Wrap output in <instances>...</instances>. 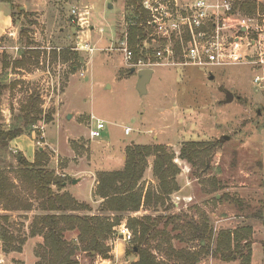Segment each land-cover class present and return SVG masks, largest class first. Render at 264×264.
Listing matches in <instances>:
<instances>
[{
	"label": "rangeland",
	"instance_id": "1",
	"mask_svg": "<svg viewBox=\"0 0 264 264\" xmlns=\"http://www.w3.org/2000/svg\"><path fill=\"white\" fill-rule=\"evenodd\" d=\"M62 1L52 0V4L61 8L60 25L50 24V20L49 25H41L36 14L15 9V35L7 36L0 44V126L6 129L18 126L22 107L31 98L39 99L44 119L52 118L49 123L44 119L38 122V128L30 130L31 135L13 140V149L10 145V151L2 158L12 166L6 172L17 186L14 192L23 201L32 202L33 209L6 211L0 206V218H9L0 225L15 238L12 245L27 240L23 252L18 253L10 251V246L0 239V264H36V251L44 241L40 236L30 237L34 218L45 213L40 211L35 196L16 181L18 153L30 162L39 148L49 158L48 169L54 170L56 175H59L57 168L68 166L75 168L74 176L77 166L85 163L97 172L98 177L99 173L118 168L116 171H120L125 167L126 161L120 166L118 156L115 159L109 157L110 146L112 154L117 155L125 146L126 154L133 144L165 148L180 170L176 176L179 191L169 198L165 207L142 208L137 213L125 214L121 224H128L129 218L144 216L180 215L199 222L208 218L214 233L212 250L216 248L221 231L251 227L253 233L257 232L259 243L253 244L252 235L250 264H264V246L261 244L264 242V88L253 83L255 76L264 74L263 71H255L250 66H230L213 69L210 73L209 69L181 65L182 60L177 56L176 65L135 68L136 72L131 73L133 67L128 65L117 47L125 29L123 19L133 13L127 1L71 0L66 6ZM232 1L236 8L237 0ZM253 1L264 6V0ZM80 5L94 6L89 10L91 15L86 26L89 32L83 33L73 23L66 22V18L72 16V6L80 9ZM236 10L243 16L259 19L264 25L263 12L248 16ZM60 27H63L62 31ZM72 28L77 31L73 32ZM24 29L26 35H21ZM87 42L93 46V52L78 49L80 44ZM66 50L72 52V58L63 63L59 55ZM23 57L27 58L26 64L16 67ZM145 69H152L154 75L148 93L140 95L138 72ZM211 76H214L212 80ZM227 91L234 95L230 104L225 103ZM91 116L106 124L98 140L89 137ZM126 127L132 129L128 136L125 135ZM217 142L219 145L210 153L206 169L200 170L181 159L182 148L189 144ZM155 159L154 156L147 160L148 169L142 183L146 191L159 186L153 174ZM69 178L71 184L74 177ZM72 191L80 199H90L87 182L82 183L79 190ZM91 208L92 212L80 214H100V203L92 204ZM162 228L163 224L159 226ZM168 230L173 237L181 234L180 231L173 232L172 227ZM66 238L75 241L76 234L69 233ZM115 242L114 234L107 242L111 249L107 260L94 252V257H90L81 251L77 260L80 264H107V261L132 264L138 260L136 255H127L131 244L119 241L124 245L116 249ZM152 244L156 245L155 242ZM173 244L176 249L197 245L179 240H174ZM157 256L166 259L161 253ZM243 262L238 255L230 262L211 255L199 264Z\"/></svg>",
	"mask_w": 264,
	"mask_h": 264
},
{
	"label": "trees",
	"instance_id": "2",
	"mask_svg": "<svg viewBox=\"0 0 264 264\" xmlns=\"http://www.w3.org/2000/svg\"><path fill=\"white\" fill-rule=\"evenodd\" d=\"M133 13L140 17V22L129 31V47L135 54V61L140 58L138 46L146 39L147 32L143 22L147 14L142 8L143 0H126ZM236 8L244 15L251 16L256 12H263L264 6L257 5L253 0H240ZM235 8V9H236ZM24 14V13H22ZM26 35V30L21 31ZM30 44V43H28ZM38 55L40 52H37ZM70 50L56 53L63 63L71 60ZM26 57L17 62L16 67L26 64ZM147 61V59H146ZM22 116L19 125L6 129L0 126V206L6 211H30L32 202H25L14 191L15 182L7 176V165L2 159L10 151L13 140L29 134L30 130L41 122L44 111L39 106L38 98L31 100L22 107ZM47 123L52 118L46 117ZM219 143L189 144L181 150V159L187 161L198 169H206L213 152ZM126 163L124 169L98 174L97 185L93 196L103 200L100 214L84 215L81 212H92L89 204L78 202L70 193L64 192L65 183L71 181L67 176L56 175L54 170L48 169L49 158L39 148L35 153L34 162L31 163L18 153V177L27 190L35 196L40 211L45 214L36 216L30 228V237L40 236L43 244L36 251L38 262L36 264H80L77 260L78 252H86L90 257L93 252L96 256L109 259L111 252L107 242L114 236V228L119 226L125 214L137 213L142 208L158 209L165 207L169 198L179 191L176 176L180 173L170 156L162 146H149L133 144L126 150ZM155 156L153 174L159 182L157 189H148L143 186V180L148 169V159ZM21 159L19 160V158ZM170 206L169 209H171ZM8 222L9 218H0L1 222ZM163 224V228L159 226ZM128 227L133 232L132 247L127 255H136L138 260L132 264H199L202 259L212 255L213 258L224 262L233 260L234 255L240 256L243 264H250L252 246L250 239L253 235L251 227L239 228L235 231H221L217 238L214 250L211 247L213 228L208 218L201 222L180 215L170 216H144L142 218H129ZM180 231L181 234L171 236L168 230ZM69 233H75V241L66 238ZM0 239L10 246V251L23 252L26 239L13 246L15 238L10 236L0 225ZM180 243L197 244L194 247L176 249L173 241ZM156 243L153 246L152 243ZM205 244H204V243ZM243 242L245 244H243ZM165 255L160 259L157 253Z\"/></svg>",
	"mask_w": 264,
	"mask_h": 264
},
{
	"label": "built area",
	"instance_id": "3",
	"mask_svg": "<svg viewBox=\"0 0 264 264\" xmlns=\"http://www.w3.org/2000/svg\"><path fill=\"white\" fill-rule=\"evenodd\" d=\"M142 8L147 14L143 22L147 36L138 46L140 58L135 61L129 47L130 28L140 22L134 13L123 19L125 29L117 46L130 67L176 65L179 56L181 65L209 69L210 73L230 66H250L264 73V25L237 12L232 0H143ZM89 16L87 8L73 9L72 23L81 32H89ZM78 49L94 51L89 42ZM253 83L264 88V74L256 75ZM105 128L103 120L91 116L90 140L100 139ZM131 132V128L125 129L126 136ZM114 234L126 244L134 239L124 223L114 228Z\"/></svg>",
	"mask_w": 264,
	"mask_h": 264
},
{
	"label": "crops",
	"instance_id": "4",
	"mask_svg": "<svg viewBox=\"0 0 264 264\" xmlns=\"http://www.w3.org/2000/svg\"><path fill=\"white\" fill-rule=\"evenodd\" d=\"M68 3H71V0H65V1L63 0L62 1V4H65V6ZM123 4H124V2H123ZM80 6H82L83 8L85 7L88 10L94 8V6H83V5H80ZM110 6H112V5H110ZM82 7L80 9H83ZM76 8H77V6H72L71 10L76 9ZM110 8H113V7H110ZM15 9H19L21 12H25V13L36 14L37 17L39 18L38 20H39L41 25H49V20H50V24L52 23V24L60 25V21H62V17L60 14L61 8L58 5L52 4V0H0V44L2 43V40L4 38H6L7 36H14L15 35V33H14V31L16 30V23H15V17H14ZM89 12H91V11H89ZM132 12H133V10H132ZM90 15H91V13H90ZM66 22H67V24L72 23V16H68L66 18ZM62 29H63V27H60V31H62ZM72 31L76 32L77 29L72 28ZM147 91H148V87H147ZM23 136H25V135H23ZM32 136L35 137L34 134H32ZM21 138H22V136L15 139V140H19ZM44 138L46 139V137H44ZM12 144L13 143L11 142V144H10L11 149H13V145H14V144L13 145ZM109 149H110L109 150L110 151L109 157H114V159H115L118 156L119 157L118 161L121 162L120 166H122L124 161H126V157H125L126 146H125V148L120 149L117 155L112 154V152H111L112 147L111 146L109 147ZM34 159H35V154H34L33 159H31L30 162L33 163ZM83 160H84V157L80 158V161H83ZM57 169H58L57 174L62 175V176L71 177V178L74 177V180H77V182H78L77 184H73V182L71 184L67 183V186H65L64 192L70 193L78 202L86 203V204H89L91 206H92V204H98V203L101 204L103 202V200L95 198L93 196V192H94V189H95L96 184H97V181H96L97 180V175H96L97 172L94 169H92L90 166H88L85 163L79 164L77 166L76 174H74V176H72L73 169H75L73 167L63 166V167H59ZM119 169L120 168L115 169V171L119 170ZM105 170H103V171H105ZM84 182L88 183L90 199H80L78 197L79 195H75V193L72 191V189L73 190H79L80 186ZM253 231H254V228H253ZM256 233H257L256 231H254V233H253L254 240H255V242L253 244H256L257 242L259 243V241L256 239ZM261 244L264 246V242H261ZM122 245H124V244L120 243L119 241L115 242L116 249H120ZM106 263L110 264L108 261Z\"/></svg>",
	"mask_w": 264,
	"mask_h": 264
},
{
	"label": "water",
	"instance_id": "5",
	"mask_svg": "<svg viewBox=\"0 0 264 264\" xmlns=\"http://www.w3.org/2000/svg\"><path fill=\"white\" fill-rule=\"evenodd\" d=\"M131 72L132 73L136 72L135 68H133ZM153 74H154V71L152 69H145V70H141L138 72L139 80L137 84V90L140 93V95H146L148 93L147 87L153 78ZM213 78L214 76H211L210 79L212 80ZM233 100H234V95L230 91H227L225 103L230 104L233 102ZM223 139L228 140V137H224ZM20 159L21 157L19 158V160ZM77 183H78L77 180L73 181V184H77ZM65 186H67V183H65Z\"/></svg>",
	"mask_w": 264,
	"mask_h": 264
}]
</instances>
